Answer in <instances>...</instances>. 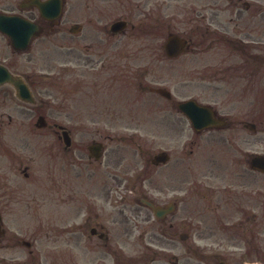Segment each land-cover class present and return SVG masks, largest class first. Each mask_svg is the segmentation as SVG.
<instances>
[{"label":"flooded vegetation","instance_id":"af4514ba","mask_svg":"<svg viewBox=\"0 0 264 264\" xmlns=\"http://www.w3.org/2000/svg\"><path fill=\"white\" fill-rule=\"evenodd\" d=\"M48 1L52 2L45 11L50 18L45 17L38 6ZM203 1L201 19L190 20L193 24L191 31H196L188 38L189 46H194L191 52L192 71L189 73L190 99L211 107L216 117L225 118L219 114L222 111L217 103L222 93L227 95L222 87L228 84L234 98L250 101L251 123L255 124L253 131L257 134V122L264 117V0ZM58 2L60 5L56 11L55 4ZM99 3L104 1L0 0V12L18 15L24 21L36 24L39 29L34 33L27 51L13 49L11 40L0 33V63H5L31 87L57 81L61 116H78L82 119L88 113L95 120V126L90 127L63 124L53 127L61 146L57 155L60 188L68 193L72 199L70 203L59 204L55 200H48L43 206H31L20 196L23 192L13 190L10 197H5L0 191V249L11 248L12 252L10 263L6 262V257H2L0 264H264V259L258 257L257 249L253 253L252 248H246L240 253L237 244L228 242L226 245L216 239V231L222 232L225 228L221 213L225 210L223 207H215L214 212H210L211 206L186 207L189 216L185 220L189 222H183V226L190 231H206L207 234L201 237L207 242H189L195 239L193 231L179 235L174 232L176 224L173 220L179 208L177 199L180 193H187L188 199L192 196L191 202L195 196L214 201L227 194L225 181L211 173L214 168L209 171L212 161H208L209 172L198 176L200 164L194 155L201 158L200 146L194 148H199L197 152L189 150L184 165L185 175L170 176L169 186L165 185L162 172L154 175L157 190L154 191L153 200L126 186L130 181L142 183L147 179L150 168L146 166L136 171L137 167L129 162L127 148L130 146H135L143 157L141 139L136 134L130 137L125 133L128 126L111 125L119 115L113 101L121 95L124 102L128 87L129 51L126 46L119 47V38L126 37L129 32L112 33L111 25L107 22L110 16L108 10L104 6L100 8ZM58 12L61 13L59 17L56 15ZM20 27L21 37L31 36L29 31L24 30V24L16 25V28ZM153 32L157 39L161 38L160 22L155 24ZM72 38L75 40L73 47H66V50L74 52L76 62L72 68L61 67L57 79H53L48 73L49 41L56 39L66 42ZM60 46L63 48V44ZM159 50L162 52V48H155V53L159 54ZM215 52L220 56L219 62H211L208 58ZM195 54L205 57L204 63H198ZM241 56L247 58V62L234 61ZM39 60L43 61L41 67ZM114 85L121 86L122 94L113 91ZM140 85L143 87L141 81ZM153 86H149L148 91L156 94L157 87L161 88L160 81ZM3 91L14 96L12 89ZM72 97L76 98L78 108L73 112L69 106ZM170 100L173 101V98ZM99 116L107 119V126H97ZM159 121L164 122L162 116ZM231 125L229 121L225 127L196 131L195 135L204 136L206 132L214 133ZM130 140L133 142L130 143ZM198 142L201 141L193 139L190 143L195 146ZM163 151L161 149L159 152ZM171 161L172 158L167 164L153 166L160 169ZM215 161L219 162L218 159ZM246 161L236 175H249V178L252 174L257 175L258 171L251 166V159ZM27 168L24 169L25 178H29ZM251 181L248 183L245 180L239 185L243 195L248 197L242 205L250 204L238 209L250 208V216L247 217L250 225L252 218L253 222L256 221L251 200L254 197L252 193L256 194L257 191L251 187ZM51 189L54 195L55 190L53 187ZM167 193L173 199L165 201ZM2 197L8 198L5 206L1 205ZM145 201L153 204L154 212ZM23 203L28 205L23 206ZM127 204L135 206L128 207ZM143 210H147V214L142 216ZM194 212L204 215L203 221H197ZM53 214L68 223L75 221V242L44 240L43 237L49 236L46 232L48 226L55 219ZM209 219L213 222L210 223ZM9 222L13 223L11 231L7 230ZM149 222L159 227L168 225L170 234L162 235L164 238L159 242H146L147 226L144 225ZM35 224L39 225L38 230H33ZM196 236L199 237L198 233Z\"/></svg>","mask_w":264,"mask_h":264},{"label":"rangeland","instance_id":"374dc122","mask_svg":"<svg viewBox=\"0 0 264 264\" xmlns=\"http://www.w3.org/2000/svg\"><path fill=\"white\" fill-rule=\"evenodd\" d=\"M104 2L108 15H110L107 18L109 24L115 19L124 18L129 21L130 25L128 28L129 35L119 38V47L126 46L129 51L128 87L126 86V92L124 93V102H122L121 95L119 99L116 98L113 101V106L118 107L119 115L113 119L114 124L111 123V125L128 126L129 129L125 133H128L130 137L136 134L141 139L143 157L135 146H130L127 148L130 157L129 162L131 166L137 167L136 171L146 166L150 168L147 179L142 183L138 180L130 181L127 182L126 186L128 189L137 190L139 195L145 194L150 200H153L154 191L157 190L154 175L162 172L165 176V185L169 186L170 176L185 175L184 165L189 150L200 146L201 158H198L199 155L197 154L194 155L195 160L200 164L197 169L198 176H203L214 168L211 173L219 176L218 179L225 181L224 184L228 191L225 196H221L218 200L210 201L202 196H195L192 202V196L188 199L189 195L187 193H180L179 199H177L179 208L173 220L176 224L174 232L179 235L183 232L193 231L182 224L183 222H189V220H185L186 216H189L186 207L202 208L211 206L213 208L210 212H214L215 207H223L225 210H222L221 213L223 214L222 221H224L225 228L222 232L216 231V239L225 242L226 245L229 244L228 242L237 244L239 251L241 250L240 253L246 248H252L253 253L257 249L261 253L260 257L264 258V176L252 174L249 178V175L242 177L236 175L239 168L244 166L245 161L252 154H264V117L259 118L261 123L257 122V134L246 129L247 123L253 122L250 114V101L234 98L227 86L228 84H224L222 90L227 92V95L221 94L217 106L221 107L222 112L219 114L227 118L232 125L214 133H212L213 131L206 132L207 135L204 136L202 134L195 135L190 122L179 112L177 107L178 102L191 98V82L189 81L191 75L189 76V73L192 71L191 52L194 46L190 44L187 52L176 60L165 58L160 50L159 54L155 51L152 52L154 48L158 49V47L163 46L168 33L173 32L189 37L192 32H196L191 31L193 24L190 20L201 19V15L204 13V1L104 0ZM71 4H74V2L71 1ZM141 21L147 29L141 27ZM158 22L162 26L163 33L161 38L155 42L153 36L149 37L147 32L151 31ZM136 24L139 28L132 30L131 26ZM74 41L73 38L66 42L56 39L49 41L48 64L50 70L48 73L50 76L57 77L61 67H73L76 62L74 52L60 49L57 44L72 47ZM195 57L198 63H204L205 57H202L201 54H195ZM208 58L211 62L221 60L217 52L211 53ZM234 61L247 62V58L241 56L235 58ZM42 63L43 61L39 60V67ZM140 81L143 87L146 88L160 81L161 86L169 88L173 93V102L147 92L141 94L139 92ZM34 88L44 100V105L36 109L25 108L17 104L6 91L0 92V191L5 197H10L13 190L23 192L20 196H23V200L29 201L31 206H43L48 200H55L59 204L70 203L72 199L69 198L66 191H61V180L58 179L60 162L57 155L61 150V146L58 135L53 132V126L63 124L72 127L76 125L90 127L95 126L93 124L95 120L88 113H85V117L82 119L78 116H61L59 112L61 100L57 81L38 87L35 86ZM114 90L115 92L116 90L120 91V94H122L121 86L114 85ZM70 99L71 112L78 110L76 98L72 97ZM122 108L124 109L123 118L121 117ZM40 114L46 116L49 128L40 130L35 127ZM161 116L164 120L162 123L159 121ZM106 120L104 117L99 116L96 119L98 121L97 126H107ZM114 136L116 135L114 134ZM208 138H211V141ZM193 139L201 142L192 146L190 142ZM132 142L130 140V143ZM161 149L171 154L172 161L167 166L158 169L152 165L151 161ZM198 149H194L195 152ZM217 159L219 162L215 161ZM208 161H212L209 165V171ZM233 165H236V167H233ZM26 167H28L29 178L24 176ZM171 172L172 175H170ZM245 180L248 183L253 180L251 187L257 190L256 195L251 200L252 212L256 213L254 214L256 221L253 222L252 218L251 225L247 220V217L250 216V208L238 210L240 207L249 206L250 204L241 205L245 203L244 199L248 197L237 193L241 190L239 185ZM51 187L55 190L54 195L50 191L52 190ZM48 188L49 193H47ZM20 196L17 195L18 198ZM136 196L138 198V194ZM7 199L2 197V206L6 205ZM170 199H173V196L170 197L167 193L165 201ZM25 205L28 204L23 203V206ZM130 205L135 206L134 204ZM130 205L127 204L128 207H131ZM141 213L142 216L143 214L146 215L147 210H143ZM193 214L196 215L195 219L197 221H203L204 215L198 214V212ZM9 216L13 218L12 215L9 214ZM48 216L52 217V215ZM56 217L53 214L55 219L49 226L47 225L48 231L46 230V232L49 236L48 238L47 235L43 237L44 240L46 242L48 240L49 242H75V221L68 223V221L59 220ZM209 222L212 223L213 220L209 219ZM12 224L9 222L8 231L12 230ZM144 226H147L145 229L146 242H159L165 235L170 234L168 225L159 227L149 222ZM38 228L39 225L35 224L33 230H38ZM63 228L67 229L62 230ZM196 231H193L195 239L189 242H207L201 237L202 234H207V232L202 229H196ZM209 232L210 230H208ZM197 233L199 237L196 236ZM226 250L229 251L227 247ZM11 255V248L0 249V258L6 257L7 263H10Z\"/></svg>","mask_w":264,"mask_h":264},{"label":"water","instance_id":"95a60500","mask_svg":"<svg viewBox=\"0 0 264 264\" xmlns=\"http://www.w3.org/2000/svg\"><path fill=\"white\" fill-rule=\"evenodd\" d=\"M13 18L5 15H0V30L15 39L17 36L14 33V27L12 25ZM124 23H117L113 26L114 30H120L124 27ZM35 30V28H34ZM186 45V42L179 37L171 36L165 45L166 51L169 56H175L178 54V50L183 48ZM10 85L16 89L17 98L20 100L26 101L29 104H36L37 101L34 98L31 90L19 77H14L6 68L0 66V87ZM160 93L165 94L169 97V93L159 90ZM184 111L192 120L196 128H204L211 124L222 125V121H215L209 109L197 105L193 101L182 103L179 107ZM44 118L38 120L37 126L44 127L46 126ZM164 160V159H163ZM253 166L264 172V157H257L253 160Z\"/></svg>","mask_w":264,"mask_h":264}]
</instances>
